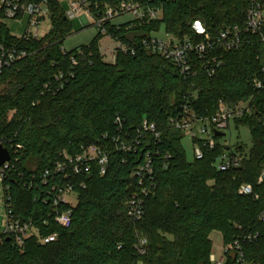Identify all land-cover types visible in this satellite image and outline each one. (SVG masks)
Masks as SVG:
<instances>
[{"label": "trees", "instance_id": "1", "mask_svg": "<svg viewBox=\"0 0 264 264\" xmlns=\"http://www.w3.org/2000/svg\"><path fill=\"white\" fill-rule=\"evenodd\" d=\"M47 1L52 28L40 40H17L0 23V43L19 44L29 54L0 74V140L22 146L17 155L11 151L15 166L3 183L14 214L58 240L43 245L35 238L23 249L5 240L0 264H211L214 232L221 233L226 246L242 240L245 261L264 264V184L258 185L264 164V89L253 84L256 78L264 80L260 36L248 35L241 49L224 53L225 65L213 77L198 71L196 77L185 78L143 45L163 27L178 39L201 41L196 23L213 36L228 26H244L250 0H88L96 17L105 6L126 1L163 10L157 21L107 24V37L129 49L119 51L115 63L106 62L101 53L106 37L101 34L89 46L64 51L72 21L59 0ZM195 93L192 106L199 117L215 115L221 101L236 106L252 99V114L234 123L249 129L251 146L229 147L218 138L203 160L189 162L183 148L186 136L169 122ZM117 117L123 121V140L139 138L144 118L157 125L161 139L147 134L134 152L119 151L112 143L119 134ZM92 145L106 147L108 172L73 180L79 202L72 228L63 229L51 206L52 188L60 178L44 184L41 175L62 162L64 152L75 156ZM227 150L242 155L241 165L219 172L217 160ZM148 155L154 180L144 184V216L136 220L129 216L128 203L143 187L133 174ZM244 185H252L259 200L240 195ZM250 233L261 236L244 242ZM143 238L148 240L145 255L137 248ZM227 264H236L233 255Z\"/></svg>", "mask_w": 264, "mask_h": 264}, {"label": "built area", "instance_id": "2", "mask_svg": "<svg viewBox=\"0 0 264 264\" xmlns=\"http://www.w3.org/2000/svg\"><path fill=\"white\" fill-rule=\"evenodd\" d=\"M99 8L98 5H96ZM100 9V8H99ZM131 15L133 20L141 24L157 21L162 18L163 10L161 7L151 8L144 6L139 2L126 1L116 7L105 6V12L100 16H95L91 10V3L88 0H70V9L66 11V17L69 21H73L79 17H85L93 21V24L100 29V34L108 35L107 24L121 16ZM27 17L29 19L28 29L22 38H17L20 41L40 40L47 34H43L44 24L47 20H51V11L47 0H0V23L5 24L9 20H17ZM264 2L262 0H250V9L244 26L233 25L224 28L219 35L213 36L202 27L200 30H195L201 41L195 39H178L172 35H168V41H163L158 38L151 37L144 40V47L154 53L160 54L164 59L171 62L179 71L180 75L185 78H194L198 75V71L205 73L209 77L216 75L217 71L225 65L224 53H229L241 49L248 43L247 36H260L264 44ZM112 39V38H111ZM113 40V39H112ZM115 48L112 61L115 63L119 51L127 53L129 49L121 42L113 40ZM132 54H135L132 51ZM28 52L19 44L0 43V74L12 68L17 62L28 57ZM75 63V60H73ZM62 77H60V80ZM58 80V79H57ZM254 86L258 90L264 89V80L254 79ZM197 94L186 101L182 106L181 113L170 119V128L180 131L185 136L189 137L196 145L195 160H203L205 151H212L217 146L216 132L226 133L231 130L236 120L243 118L246 115L252 114L251 103L252 99L246 102H240L236 106H231L228 103L221 101L215 115L210 117H199L192 104L196 101ZM118 126V135L112 139L113 145L119 151L132 153L140 144L141 139L150 134L156 140L161 139V133L156 124L149 122L147 118L143 119L141 128L138 130L139 138L132 140L127 136V140H123L124 134L123 121L120 117L116 119ZM228 135V134H227ZM227 137V136H226ZM224 137V138H226ZM105 140L108 135L104 136ZM5 148L9 151L11 159L5 165L0 167V178L4 183L8 172L14 167L12 162L13 151L16 155L22 150L21 145L14 146L12 141L0 140V150ZM64 160L59 162L53 169H46L41 175V180L47 184L51 178L54 180L60 178V181L55 183L52 188L54 194L52 198V211L54 213L55 222L63 229H71L73 226V208L75 205L70 198L76 193V184L73 182L75 178L91 177L97 173L100 177H104L109 169L110 156L103 146L92 145L84 148L81 153L70 156L64 152ZM242 156L236 153L233 154L227 150L217 160V169L219 172H227L234 168H239L242 162ZM17 160V159H16ZM154 170L151 156L148 155L144 164L140 165L134 172L133 177L137 178L139 185L142 188L141 194H134L128 203V213L133 219L140 220L144 216V200L143 194H146L144 184L147 181L154 180ZM264 184V164L261 174L258 178V185ZM81 187H85L84 182H80ZM5 206L7 215L6 230L0 236V245L4 244L5 240L11 241L14 247L23 249L26 243L37 238L43 245H48L58 240V235L43 236L40 229L32 221H25L17 218L12 209L11 198L7 195L5 188ZM240 195L254 197L259 200L260 195L256 194L252 185H244L239 191ZM264 219V213L262 214ZM47 224V222H45ZM260 233L246 234L244 242L253 243L260 238ZM148 240L143 238L138 245V251L141 255L147 253ZM234 256L236 264H250L245 261L242 240H236L233 244L226 246L223 241L221 246V254L215 255L212 253L211 264H227L229 255ZM139 264H142L140 262Z\"/></svg>", "mask_w": 264, "mask_h": 264}, {"label": "rangeland", "instance_id": "3", "mask_svg": "<svg viewBox=\"0 0 264 264\" xmlns=\"http://www.w3.org/2000/svg\"><path fill=\"white\" fill-rule=\"evenodd\" d=\"M59 2L61 3L62 8L65 11H68L70 9V0H59ZM132 20H133V16L124 15V16L116 18L113 21V23L118 25V24L130 22ZM28 22H29V19L27 17H24V18L17 19V20L6 21L5 24L10 29L12 36L17 37V38H22L27 32ZM72 27H73L72 34L65 40L64 45H63V50L67 52L73 51L82 46H89L99 37V34H100V29L96 25L93 24V21L85 17H79L73 20ZM202 27L203 26L200 23H196L194 29L200 30ZM51 28H52V22L51 20H47V22L44 24L43 34L45 35L49 33ZM152 37L158 38L163 41L169 40L164 27L159 32L153 33ZM100 43L102 44V49L105 52L108 51V49H110L111 46L114 45L111 38L107 36L104 37ZM102 55L105 56V54L103 53ZM112 57H113L112 54H111V57L106 56V58H110L109 61H111ZM13 114L14 112H11L9 117L11 118ZM227 134L228 135L226 138H221V142L223 144H226L229 147H235L237 144H240L241 146H243L244 149H246V147L249 148L251 146V133L247 127L246 128L245 127L236 128V126H233L231 130L227 132ZM183 148L186 152L187 160L189 162H194V159H195L194 152L196 149V145L187 136L183 140ZM70 200L75 206L79 202V198L76 195H72ZM5 202H6L5 189H4L2 180L0 178V236L6 230V225H7ZM169 238L171 237L169 236ZM211 239L214 243L213 253L215 255H220L221 246L223 245V237L221 233L214 232L211 235Z\"/></svg>", "mask_w": 264, "mask_h": 264}, {"label": "water", "instance_id": "4", "mask_svg": "<svg viewBox=\"0 0 264 264\" xmlns=\"http://www.w3.org/2000/svg\"><path fill=\"white\" fill-rule=\"evenodd\" d=\"M215 134L217 137H221V138H224L227 136L226 133H222V132H218V131ZM10 159H11V156H10L9 151L5 148H1V150H0V167H2L7 162H9Z\"/></svg>", "mask_w": 264, "mask_h": 264}, {"label": "crops", "instance_id": "5", "mask_svg": "<svg viewBox=\"0 0 264 264\" xmlns=\"http://www.w3.org/2000/svg\"><path fill=\"white\" fill-rule=\"evenodd\" d=\"M124 24V23H123ZM118 25H121V24H118ZM110 38V37H109ZM112 40V39H111ZM113 41V40H112ZM101 44V43H100ZM113 46H111V48L110 49H108V51H104L103 49H102V44H101V53H103V54H105V60H106V62H108V63H113V61H112V58H111V61H109V59L110 58H106V56H108V57H111V54H112V56H113V52H114V48H115V43L113 42Z\"/></svg>", "mask_w": 264, "mask_h": 264}]
</instances>
